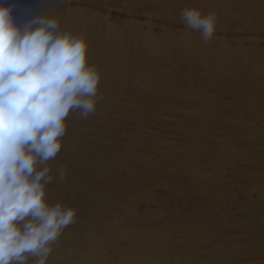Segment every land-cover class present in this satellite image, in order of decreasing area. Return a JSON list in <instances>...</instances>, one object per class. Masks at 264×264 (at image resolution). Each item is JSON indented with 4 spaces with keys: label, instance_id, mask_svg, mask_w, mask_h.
I'll list each match as a JSON object with an SVG mask.
<instances>
[{
    "label": "rangeland",
    "instance_id": "374dc122",
    "mask_svg": "<svg viewBox=\"0 0 264 264\" xmlns=\"http://www.w3.org/2000/svg\"><path fill=\"white\" fill-rule=\"evenodd\" d=\"M4 2L18 24L43 7ZM186 9L214 13L212 40L187 28ZM47 11L87 38L104 97L87 119L67 118L49 162L67 173L47 186L49 202L76 222L47 264H264V0H58ZM102 190L101 212L84 214ZM167 213L168 228H146ZM125 222L100 248L103 230Z\"/></svg>",
    "mask_w": 264,
    "mask_h": 264
},
{
    "label": "clouds",
    "instance_id": "9594fccd",
    "mask_svg": "<svg viewBox=\"0 0 264 264\" xmlns=\"http://www.w3.org/2000/svg\"><path fill=\"white\" fill-rule=\"evenodd\" d=\"M57 2L43 0L38 14L18 24L14 6L0 0V264H47L76 222L74 208L49 202L47 186L67 180L49 162L62 149L67 118L87 119L104 99L87 38L63 31L48 14ZM181 16L205 43L213 39L214 14L186 9Z\"/></svg>",
    "mask_w": 264,
    "mask_h": 264
},
{
    "label": "bare ground",
    "instance_id": "6f19581e",
    "mask_svg": "<svg viewBox=\"0 0 264 264\" xmlns=\"http://www.w3.org/2000/svg\"><path fill=\"white\" fill-rule=\"evenodd\" d=\"M211 13H212V11H211ZM214 14V13H213ZM246 19V18H245ZM248 20V19H247ZM107 50V49H106ZM252 62V61H251ZM235 67V66H234ZM262 68H263V66H262ZM245 70V69H244ZM227 72V71H226ZM234 73V72H233ZM224 74V73H223ZM244 74V73H243ZM242 74V75H243ZM217 75V74H216ZM215 75V76H216ZM239 75V74H238ZM218 76V75H217ZM248 77V76H247ZM243 78V77H242ZM246 81V80H245ZM242 82H243V80H242ZM250 86V85H249ZM251 87V86H250ZM253 89V88H252ZM251 91V90H250ZM129 193V192H128ZM141 194V193H140ZM212 194V193H211ZM211 196V195H210ZM109 197H110V195H108L107 193H104L103 192V190L102 191H100L99 193H98V195H97V198H98V200H95V204L93 203L94 202V200H93V202H91V204L90 205H88V206H84V205H81L80 207H79V209H85V207H88L87 209L88 210H86L85 212H84V214H88V216H91V215H93L94 213L96 214V212H97V214H99L100 212H101V207H99V208H96L95 206H96V204H101V203H103L104 201H106V200H108L109 199ZM134 199V198H133ZM141 199V198H140ZM130 200V199H129ZM129 200H128V202H129ZM127 201V200H126ZM130 203V202H129ZM145 203V202H144ZM176 203V202H175ZM175 203H173V204H175ZM177 204V203H176ZM114 205H115V203H114ZM124 205V204H123ZM142 205V204H141ZM151 205V204H150ZM102 206V205H101ZM132 206V205H131ZM175 206V205H174ZM147 207V206H146ZM145 207V208H146ZM148 207H150V206H148ZM144 208V209H145ZM151 208V207H150ZM149 208V209H150ZM164 208V207H163ZM96 209H98V210H96ZM115 209V208H114ZM137 209H138V206H137ZM148 209V208H147ZM152 210V209H151ZM163 211H164V209H163ZM161 212V211H160ZM130 213H131V210H130ZM168 214V213H167ZM158 215L157 216V218H155L156 216H154L153 215V217L154 218H152L151 219V221H149V224L146 226V228L147 229H149L150 231L151 230H157V231H163V230H165V228H168V223L171 221L170 219H171V217H173L171 214H168V215ZM101 218H102V216H101ZM149 218V217H148ZM181 218H183V216H181ZM108 221V220H107ZM116 221V220H115ZM132 225V224H131ZM138 225H139V223H138ZM129 226H130V224H129V222H125V224L124 225H122V226H116V227H109V228H106L105 230H103V232L101 233V235H103V238L101 239V243L99 244L100 246V248H107L109 245H111V243H113L114 241H113V239L114 240H118V238L121 236V234H123V233H120L122 230H127L128 228H129ZM143 226V225H142ZM132 227H133V225H132ZM141 226H139V229H141L140 228ZM131 228V227H130ZM129 228V229H130ZM145 228V227H144ZM134 229V228H133ZM137 231H139L138 229H136ZM89 232V231H88ZM132 232V231H131ZM141 232V231H140ZM139 232V233H140ZM133 234V233H132ZM159 234V233H158ZM90 235V234H89ZM100 235V236H101ZM147 236V235H146ZM98 237V236H97ZM104 237H105V239H104ZM128 237V236H127ZM136 237V236H135ZM84 238V237H83ZM112 239V241L110 240V239ZM138 238V237H137ZM144 238H147V237H144ZM95 239V238H94ZM138 239H140V238H138ZM134 240V242L135 243H138V241H137V239L135 240V239H133ZM141 240V239H140ZM98 241V240H97ZM110 241V242H109ZM148 241V240H147ZM147 241H145V242H143L142 244L139 242L138 243V245H141V247H142V249H143V251L146 253L148 250H151V247H153V242H148L149 243V245H148V243H147ZM92 242H95V241H92ZM99 242V241H98ZM97 242V243H98ZM147 244V245H146ZM83 245V244H82ZM99 247H97V246H93L92 244L90 245V249H88L90 252L91 251H93V250H91V249H93V248H96V249H98ZM148 247V248H147ZM174 249V248H173ZM179 249V248H178ZM175 250V249H174ZM172 252H174V251H172ZM176 252H178V251H176ZM86 253V252H85ZM172 254V253H171ZM177 254V253H176ZM215 255V254H214ZM143 256L142 255H140V256H138L137 258H138V260H136V262L134 263V264H150V263H147V261H145V259H144V257L142 258ZM173 257H175V256H173ZM129 258V257H128ZM84 259H86V258H84ZM171 259H172V257H171ZM70 264H88V262H83V261H81V260H72V262H70ZM91 264H95V263H91ZM110 264H123V262H121V261H116V260H111L110 261ZM163 264H175V263H163ZM177 264H182V263H177Z\"/></svg>",
    "mask_w": 264,
    "mask_h": 264
}]
</instances>
